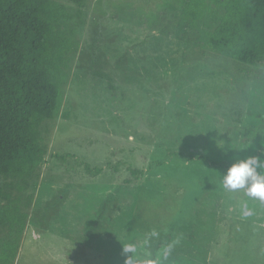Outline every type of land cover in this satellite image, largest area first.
I'll return each instance as SVG.
<instances>
[{"label": "rangeland", "instance_id": "rangeland-1", "mask_svg": "<svg viewBox=\"0 0 264 264\" xmlns=\"http://www.w3.org/2000/svg\"><path fill=\"white\" fill-rule=\"evenodd\" d=\"M50 1L58 104L43 164L0 176V244L16 214L35 238L19 264H124L126 245L135 264H264V204L221 183L264 152V67L211 50L194 0Z\"/></svg>", "mask_w": 264, "mask_h": 264}, {"label": "trees", "instance_id": "trees-1", "mask_svg": "<svg viewBox=\"0 0 264 264\" xmlns=\"http://www.w3.org/2000/svg\"><path fill=\"white\" fill-rule=\"evenodd\" d=\"M207 13L210 19L203 31L211 50L242 65L264 67V0H211L209 6L194 0L185 10L191 24L199 23ZM62 18L50 0H0L2 177L31 178L44 162L39 129L52 120L58 104L55 75L64 47L54 32L55 22ZM88 171L100 174L102 169ZM129 172L138 179V171ZM15 215L8 217V240L0 244V264H13L18 253L24 224ZM102 215L101 210L98 217Z\"/></svg>", "mask_w": 264, "mask_h": 264}, {"label": "clouds", "instance_id": "clouds-1", "mask_svg": "<svg viewBox=\"0 0 264 264\" xmlns=\"http://www.w3.org/2000/svg\"><path fill=\"white\" fill-rule=\"evenodd\" d=\"M262 170H264V152L260 156L235 160L221 175L222 186L228 191L243 190L246 197L264 204V171ZM244 208L243 215H252V212L247 210L246 205H244ZM123 251L130 253L124 264H135L131 255L135 251L134 246L126 245L123 247Z\"/></svg>", "mask_w": 264, "mask_h": 264}, {"label": "crops", "instance_id": "crops-1", "mask_svg": "<svg viewBox=\"0 0 264 264\" xmlns=\"http://www.w3.org/2000/svg\"><path fill=\"white\" fill-rule=\"evenodd\" d=\"M53 232H55V233H53ZM68 232L69 231H64V230H59V229H57V230H53L52 229V231L50 232V233H53V234H47L46 235V233H45V231H44V237H46V238H48V237H52V238H54V237H56V238H58L59 236H64V234H68ZM33 235V234H32ZM32 235H30L29 233H27V231H24V233H23V237H22V239L20 240V243H19V249H18V253H17V256H16V259H15V261H14V263L13 264H19V260H20V258H19V256H20V254H21V252H22V250H23V245L26 243V241H27V239H28V237L30 236H32ZM46 235V236H45ZM32 238V240H34L35 238H33V237H31ZM49 240V239H48ZM61 243V242H60ZM62 243H63V245H65L64 244V242L62 241ZM88 244H82V246H84V247H86L87 249L88 248H91L90 246H87ZM67 246H69L68 244H67ZM99 248V247H98ZM98 248H95V249H98ZM87 249H85V253H86V255H87V253L88 252H86V250ZM90 250V249H89ZM98 251V250H97ZM99 255V254H98ZM97 255V256H98ZM87 257H88V255H87ZM97 259H98V257H97ZM78 262L79 263H74V264H86V261H84V259L82 258V257H79L78 259ZM80 260V261H79ZM82 260H83V262H82ZM73 261V260H72ZM99 261V260H98ZM90 260H89V263L88 264H90ZM95 264H102V263H100V262H95ZM103 264H104V262H103Z\"/></svg>", "mask_w": 264, "mask_h": 264}]
</instances>
